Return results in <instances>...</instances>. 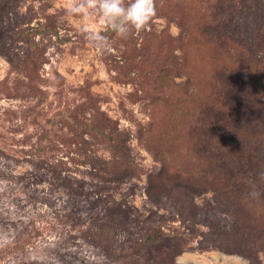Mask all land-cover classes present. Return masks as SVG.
I'll use <instances>...</instances> for the list:
<instances>
[{
  "label": "rangeland",
  "instance_id": "rangeland-1",
  "mask_svg": "<svg viewBox=\"0 0 264 264\" xmlns=\"http://www.w3.org/2000/svg\"><path fill=\"white\" fill-rule=\"evenodd\" d=\"M223 1L154 0L147 27L120 38L98 14L67 15L79 0H0V264L86 263L94 249L103 256L126 239L105 225L115 208L128 212L136 236L167 238L154 256L251 264L201 249L209 225L192 220L193 206L214 203L207 156L228 153L207 139L229 124L228 46L211 40L231 32ZM124 137L118 152L111 139ZM255 214L261 230L263 213ZM225 216L217 221L229 226ZM68 236L85 246L77 259L54 254ZM258 259L264 264L263 251Z\"/></svg>",
  "mask_w": 264,
  "mask_h": 264
},
{
  "label": "trees",
  "instance_id": "trees-1",
  "mask_svg": "<svg viewBox=\"0 0 264 264\" xmlns=\"http://www.w3.org/2000/svg\"><path fill=\"white\" fill-rule=\"evenodd\" d=\"M238 4L237 8L235 0L223 1L231 32L229 35L227 30L226 37L214 34L211 39L221 49L222 43L228 46L224 48V55L231 67L223 66L222 71L225 70L230 81L234 78L238 82L231 83L227 77L222 82V86L225 83V90L222 92L224 112L229 124L225 128L221 126L213 132L210 139L207 138L214 146V152L222 150L228 153H210L207 156L205 162L209 164V171L204 177H209L213 183L210 191L213 193L214 203H206L199 210L193 206L192 220L209 225L208 234L211 235L206 238L204 235L205 244H201V249L215 247L246 257L251 264H261L258 253L264 252V227L259 230L257 220H250L256 217L255 211L259 210L264 214V8L257 0H241ZM214 53L213 61L219 62L220 54L217 51ZM213 127L210 125L209 129L212 128L213 131ZM117 140L111 139V142L115 150L123 152L125 137L121 142ZM204 177L200 176L202 179ZM158 199L152 200L158 204ZM217 213L226 214L224 218L230 220L229 226L217 221ZM127 214L128 212L119 208L111 209L106 214L105 225L108 229L126 236L122 244L103 249V256L94 249L92 258L87 257L91 259L79 264H130L131 261L174 264L171 253L163 255L158 252L155 256L152 253L155 248L160 249L168 244L167 238L158 233L136 236L125 218ZM263 214L259 216L264 217ZM82 238L89 245L86 236ZM61 240L56 245L59 251L54 252L57 257L73 256L71 252H75L77 259V255L85 251V246L78 237L68 236ZM173 252L175 253L172 250Z\"/></svg>",
  "mask_w": 264,
  "mask_h": 264
},
{
  "label": "clouds",
  "instance_id": "clouds-1",
  "mask_svg": "<svg viewBox=\"0 0 264 264\" xmlns=\"http://www.w3.org/2000/svg\"><path fill=\"white\" fill-rule=\"evenodd\" d=\"M66 14L69 16L98 14L118 37L127 38L133 29L136 31L145 29L157 12L154 0H131L127 5L124 0H79L67 8ZM84 31L87 32L86 29ZM90 34L96 40L105 38L97 32ZM177 264H181L180 259Z\"/></svg>",
  "mask_w": 264,
  "mask_h": 264
}]
</instances>
